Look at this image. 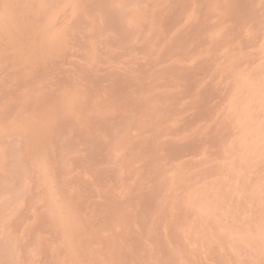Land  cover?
<instances>
[{"label":"rangeland","instance_id":"1","mask_svg":"<svg viewBox=\"0 0 264 264\" xmlns=\"http://www.w3.org/2000/svg\"><path fill=\"white\" fill-rule=\"evenodd\" d=\"M0 264H264V0H0Z\"/></svg>","mask_w":264,"mask_h":264}]
</instances>
